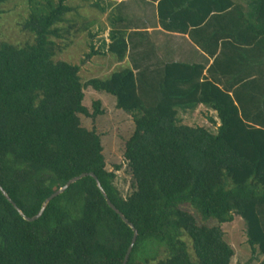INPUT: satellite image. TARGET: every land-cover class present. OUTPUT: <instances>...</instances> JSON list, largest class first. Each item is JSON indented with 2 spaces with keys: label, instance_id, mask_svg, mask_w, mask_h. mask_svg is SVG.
I'll list each match as a JSON object with an SVG mask.
<instances>
[{
  "label": "trees",
  "instance_id": "16d2710c",
  "mask_svg": "<svg viewBox=\"0 0 264 264\" xmlns=\"http://www.w3.org/2000/svg\"><path fill=\"white\" fill-rule=\"evenodd\" d=\"M67 1L31 0L20 26L32 41H0L2 188L32 218L68 180L94 172L139 232L126 264H230L234 253L221 224L234 215L245 224L251 251L264 256V120L247 121L248 114L256 120L264 115V91L261 98L231 96L203 77V66L183 63L139 66L138 75L125 66L82 83L79 65L54 60L53 38H62L59 25L74 11ZM151 1H157L163 26L166 20L185 28L224 21L229 26L223 36L238 38L244 26L242 44L264 47V0H244L246 10L232 0ZM102 2L92 7L104 13ZM121 20L112 21L107 45L97 51L90 46L86 60L126 58V32L115 26ZM86 88L114 97L135 125L124 149L132 174L127 196L115 185L121 165L107 168L101 136L82 125L81 116L104 114L99 101L93 113L83 104ZM199 105L215 113L214 133L181 123L179 111ZM133 235L92 176L71 184L34 222L24 220L0 191V264H123Z\"/></svg>",
  "mask_w": 264,
  "mask_h": 264
},
{
  "label": "rangeland",
  "instance_id": "374dc122",
  "mask_svg": "<svg viewBox=\"0 0 264 264\" xmlns=\"http://www.w3.org/2000/svg\"><path fill=\"white\" fill-rule=\"evenodd\" d=\"M96 1L99 2V0H68L67 5L73 7L74 11L67 14V22L59 25L63 31L62 38H53L58 45L54 60L79 65L78 75L82 83L92 78H101L113 69L115 63H118L111 57L95 55L89 60L85 59V55L91 52V45L97 51L103 41L109 42L110 30L114 26L112 23L114 11L108 9L101 13L97 8L92 7V3ZM105 2L100 3V6L105 7ZM30 3L31 0H5L1 5L4 12L0 23V41H7L16 46L32 41L20 26V22L27 17ZM84 24H90L89 29L80 30ZM83 93L85 98L83 104L90 113L94 112L93 102L99 101L100 110L104 114L96 119L81 116L82 125L89 130L95 128L101 136L107 168L114 170L116 165H121V169L116 171L115 185L123 196H127L132 192V174L124 157V149L134 132L135 125L130 115L115 107V98L111 95L96 92L91 88L84 89ZM261 108L264 114V107ZM181 119L183 125L201 127L210 133L215 132L218 124L215 114L202 107L183 114ZM210 119L213 120L214 126ZM221 228L225 242L230 245L234 253L230 264H261L264 256L251 251L241 217L236 216L232 223L221 224Z\"/></svg>",
  "mask_w": 264,
  "mask_h": 264
},
{
  "label": "crops",
  "instance_id": "0c3cea01",
  "mask_svg": "<svg viewBox=\"0 0 264 264\" xmlns=\"http://www.w3.org/2000/svg\"><path fill=\"white\" fill-rule=\"evenodd\" d=\"M104 1H107L105 11L110 9L115 13L113 21L116 18L122 19L120 22L115 21V26L126 32L127 56L122 62L115 63L110 72L125 66L132 68L136 74L139 66L163 69L170 63L200 65L204 67L203 77L213 80L220 89L227 91L231 96L234 92H239L242 99L249 95L261 98L264 91V47L257 46L256 41L248 45L242 44L246 31L240 28L244 26L237 30L238 38L234 34L223 36V31L228 28L229 24L224 21H211L212 19L199 28H193L191 25L185 28V25L179 21L170 23L168 20L163 26L158 17L157 1ZM232 1L241 9L246 10L244 0ZM177 11L180 12V10ZM108 43L105 42L106 45ZM102 57L110 56L103 55ZM214 61L217 62L215 65H213ZM212 65L214 70L211 68ZM135 66L137 67L134 68ZM199 107L215 114L212 109L199 105L196 108L179 112V118L181 119L183 114ZM254 115L255 113L248 114L247 121L260 123L264 120V115L258 120L254 119ZM211 123L214 126L213 120ZM236 216L238 215H234L233 220L227 223H232Z\"/></svg>",
  "mask_w": 264,
  "mask_h": 264
},
{
  "label": "water",
  "instance_id": "95a60500",
  "mask_svg": "<svg viewBox=\"0 0 264 264\" xmlns=\"http://www.w3.org/2000/svg\"><path fill=\"white\" fill-rule=\"evenodd\" d=\"M86 176H92L95 181H96V184L98 186V188L100 189V191L102 192L103 196L105 197L108 205L122 218V220L127 223L134 231V235H133V238H132V241H131V244L127 250V253L125 255V258H124V261H123V264H126L127 261H128V258L130 256V253L132 251V248L136 242V239L138 237V230L137 228L135 227V225L124 215V213L116 207V205L110 200L106 190L104 189V187L102 186L101 184V181L99 180L98 176L94 173V172H83L81 173L80 175L78 176H75L73 178H71L70 180H68L66 182L65 185H63L62 187H60L59 189H57L55 192H53L51 194V196L49 198H47L45 200V202L43 203L42 207H41V210L39 211V213L32 217V218H29L27 217L22 211L20 208H18V206L15 204V202L11 199V197L8 195V193L2 188V186L0 185V191L2 192V194L4 195V197L14 206V208L19 212V214L24 218V220L28 221V222H34L36 220H38L39 218L42 217V215L44 214L46 208L49 206V204L54 200L55 197L59 196L60 194H62L63 192H65V190H67L69 188V186L73 183H75L76 181L82 179L83 177H86Z\"/></svg>",
  "mask_w": 264,
  "mask_h": 264
}]
</instances>
